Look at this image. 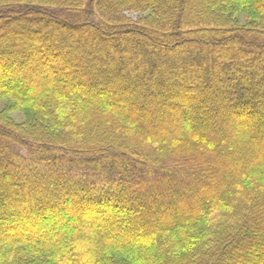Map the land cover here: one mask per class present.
I'll return each instance as SVG.
<instances>
[{
	"label": "trees",
	"instance_id": "16d2710c",
	"mask_svg": "<svg viewBox=\"0 0 264 264\" xmlns=\"http://www.w3.org/2000/svg\"><path fill=\"white\" fill-rule=\"evenodd\" d=\"M0 99V264H264V0H0Z\"/></svg>",
	"mask_w": 264,
	"mask_h": 264
},
{
	"label": "rangeland",
	"instance_id": "374dc122",
	"mask_svg": "<svg viewBox=\"0 0 264 264\" xmlns=\"http://www.w3.org/2000/svg\"><path fill=\"white\" fill-rule=\"evenodd\" d=\"M128 15H130V17L132 19H135L137 17V14L136 13H133V12H128ZM243 17H240V20H243L242 19ZM3 104H4V100L0 99V109L3 107ZM189 111V110H188ZM190 112V111H189ZM9 115L16 121L18 122H22L24 117H23V114L21 111H18V110H14V111H11L9 112Z\"/></svg>",
	"mask_w": 264,
	"mask_h": 264
}]
</instances>
